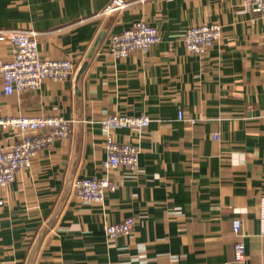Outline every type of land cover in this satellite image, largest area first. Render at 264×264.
<instances>
[{
  "label": "crops",
  "instance_id": "0c3cea01",
  "mask_svg": "<svg viewBox=\"0 0 264 264\" xmlns=\"http://www.w3.org/2000/svg\"><path fill=\"white\" fill-rule=\"evenodd\" d=\"M123 1L105 18L112 0H0V32H36L42 58L76 65L64 81L12 95L0 77V117L79 121L72 138L42 150L0 189V264H234L241 240L245 264H264V18L241 0ZM139 21L156 27L161 43L113 59L107 34ZM213 23L220 41L203 56L189 53L186 31ZM13 55L11 42L0 41V58ZM116 115L151 118L145 136L113 133L139 146V169L113 170L115 190L84 204L72 183L105 176L100 120ZM20 138L0 129V148ZM128 218L132 232L109 240L107 226Z\"/></svg>",
  "mask_w": 264,
  "mask_h": 264
},
{
  "label": "built area",
  "instance_id": "2783aa9c",
  "mask_svg": "<svg viewBox=\"0 0 264 264\" xmlns=\"http://www.w3.org/2000/svg\"><path fill=\"white\" fill-rule=\"evenodd\" d=\"M248 10L264 18V0H241ZM128 4L123 0L112 2L100 14L108 17L124 10ZM222 26L218 23L203 24L189 28L182 40L187 51L203 56L216 45L222 37ZM8 39L14 47L13 58L4 61L0 58V77L3 81V92L12 95L23 91H35L41 88L46 80L64 81L76 72V65L71 60L44 59L38 49L37 33L13 30L0 32V41ZM106 46L109 55L115 59H125L134 52L147 53L162 41L156 27L146 21L134 23L128 30L108 33ZM183 119V113H180ZM76 119L62 116H9L0 117V129L18 130L19 142L10 147L0 148V189L7 188L16 180L19 172L29 169L34 158L57 140L72 138L78 124ZM194 122V121H193ZM151 118L146 115L106 116L100 120L105 134L106 158L102 162L103 177H84L73 181L72 189L77 198L84 204H101L107 193L115 190L116 185L110 177L113 170L128 168L132 172L139 169L140 149L136 143H119L114 138V131L123 128L139 130L140 136L147 134ZM213 139L219 141L220 134ZM136 220L128 218L121 223L111 224L106 228L109 240L130 234ZM234 232L241 234V222H233ZM247 262L246 248L241 240L234 248V264Z\"/></svg>",
  "mask_w": 264,
  "mask_h": 264
},
{
  "label": "water",
  "instance_id": "95a60500",
  "mask_svg": "<svg viewBox=\"0 0 264 264\" xmlns=\"http://www.w3.org/2000/svg\"><path fill=\"white\" fill-rule=\"evenodd\" d=\"M106 32V31H105ZM105 32H103L99 38L96 40L90 54H89V58L82 64L79 72H78V75H77V81L79 82L80 81V78L84 75L85 71L87 70V68L89 67L90 65V61L91 59L94 57V55L96 54V52L98 51L103 39H104V36H105ZM78 96L80 97L81 94L78 92Z\"/></svg>",
  "mask_w": 264,
  "mask_h": 264
}]
</instances>
